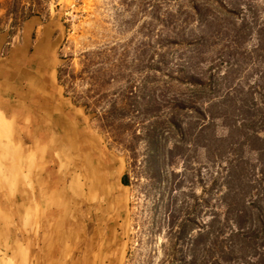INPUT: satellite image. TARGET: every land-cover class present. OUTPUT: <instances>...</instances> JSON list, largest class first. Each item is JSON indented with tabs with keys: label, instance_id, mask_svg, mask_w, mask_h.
I'll use <instances>...</instances> for the list:
<instances>
[{
	"label": "rangeland",
	"instance_id": "1",
	"mask_svg": "<svg viewBox=\"0 0 264 264\" xmlns=\"http://www.w3.org/2000/svg\"><path fill=\"white\" fill-rule=\"evenodd\" d=\"M217 1L251 5L256 24L264 23V0ZM8 5L3 22L11 31L21 23L11 25ZM217 5L47 0V15L39 16L51 15L62 31L59 83L125 162L131 195L123 264H176L193 254L194 264H254L264 256V167L244 137L259 125L235 129L242 116L231 111L255 86L264 52L253 21L236 29L238 18ZM189 73L210 90L193 93L198 108L177 110L174 127L163 101L189 97L193 86L174 79ZM255 89L258 102L264 90ZM225 93L230 100L218 105ZM191 242L194 252L186 249Z\"/></svg>",
	"mask_w": 264,
	"mask_h": 264
},
{
	"label": "crops",
	"instance_id": "2",
	"mask_svg": "<svg viewBox=\"0 0 264 264\" xmlns=\"http://www.w3.org/2000/svg\"><path fill=\"white\" fill-rule=\"evenodd\" d=\"M0 0V264H123L130 187L85 108L59 83L62 31L13 30ZM128 181V176H127Z\"/></svg>",
	"mask_w": 264,
	"mask_h": 264
},
{
	"label": "trees",
	"instance_id": "3",
	"mask_svg": "<svg viewBox=\"0 0 264 264\" xmlns=\"http://www.w3.org/2000/svg\"><path fill=\"white\" fill-rule=\"evenodd\" d=\"M217 5V8L224 14L231 16L234 19L239 20V26L236 29H243L247 26L248 23L253 21L254 25L257 26L256 29V39L259 41V46L261 50L264 52V23L256 24L257 15L255 8L251 5H240V3L233 2L230 5L215 0ZM191 10L193 11V14L198 15L200 13V8L196 4L191 5ZM42 12H46L47 15V0H9V5L7 8V15L11 16V19L13 21V24L15 23H21L25 19L31 17V16H41ZM251 19V20H250ZM264 57V56H263ZM264 62V61H263ZM167 65H165L166 67ZM149 70H153L154 72H161L163 75H166L167 77H172L169 75V72L166 71V68L160 69L159 67H156V65H149ZM182 83H187L188 85L193 86L192 93L189 95V97H181V96H175L172 95L170 98L165 99L163 107L170 110V116L167 118V122L170 125H173L174 127L178 126L175 121V112L177 110H187V109H197L195 105V98L193 96V93L200 92L204 93L205 91H209L210 87L207 84V81H202L199 77L196 75H193L192 73L185 74L181 78H174ZM261 88L264 90V66L262 67V72L260 77L255 83V86H249L247 92V97L243 99V103H241L238 107L233 106L231 109L232 112H238L242 117L239 119V122L234 121V128L235 129H241L244 127L250 126L251 122L255 120V122L259 125L258 129L255 130L251 135H248L245 133V141L247 139H253V146L252 150L256 152L258 158H260L262 161V166L264 167V93L261 94V97L259 98L258 102L253 101V97L251 95V90H254L255 88ZM256 90V89H255ZM197 98V97H196ZM230 100V97L228 93H225L223 97H221V100L218 101V105H223L227 100ZM251 100V102H250ZM233 101V100H232ZM234 102V103H233ZM232 102V105L235 104V101ZM76 103V102H75ZM160 113L157 112H151L152 116H157ZM106 116L110 117L111 112L109 111ZM106 118V117H105ZM107 119V118H106ZM235 167V166H234ZM235 168H231V173L235 172ZM122 182H127V175L124 174L122 177ZM241 203L242 205L246 202L245 201H237L235 204ZM248 204V203H247ZM253 206V205H252ZM242 216V215H241ZM195 246L192 242L189 246L186 247L187 250L195 251ZM260 258L254 263V264H264V256H259ZM196 261V258L194 254L190 257L183 256L181 259L177 260L176 264H194Z\"/></svg>",
	"mask_w": 264,
	"mask_h": 264
}]
</instances>
